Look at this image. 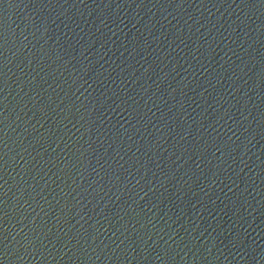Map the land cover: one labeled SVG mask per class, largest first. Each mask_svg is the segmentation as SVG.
I'll return each instance as SVG.
<instances>
[{
  "label": "water",
  "instance_id": "water-1",
  "mask_svg": "<svg viewBox=\"0 0 264 264\" xmlns=\"http://www.w3.org/2000/svg\"><path fill=\"white\" fill-rule=\"evenodd\" d=\"M0 264H264V0H0Z\"/></svg>",
  "mask_w": 264,
  "mask_h": 264
}]
</instances>
